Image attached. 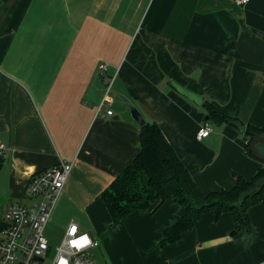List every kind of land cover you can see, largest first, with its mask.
Listing matches in <instances>:
<instances>
[{
  "label": "crops",
  "instance_id": "0c3cea01",
  "mask_svg": "<svg viewBox=\"0 0 264 264\" xmlns=\"http://www.w3.org/2000/svg\"><path fill=\"white\" fill-rule=\"evenodd\" d=\"M110 81L106 116L97 109ZM171 83L244 126L264 125V0H0V207L26 204L30 175L64 161L72 169L46 226L62 239L75 223L105 264H264L262 209L250 231L206 212L166 246L162 231L184 214L175 197L112 222L100 194L139 151L129 105L159 125L203 194L262 166L243 133L206 120ZM206 121L210 134L197 140Z\"/></svg>",
  "mask_w": 264,
  "mask_h": 264
},
{
  "label": "trees",
  "instance_id": "16d2710c",
  "mask_svg": "<svg viewBox=\"0 0 264 264\" xmlns=\"http://www.w3.org/2000/svg\"><path fill=\"white\" fill-rule=\"evenodd\" d=\"M206 120L233 126L236 118L229 117L208 101L202 102ZM257 136H264V125H246L243 133L244 152L257 160L250 143ZM262 145L257 146L261 153ZM258 161V160H257ZM260 162V161H259ZM249 179L234 175L235 184L229 190L203 194L192 176L178 158L173 147L165 139L156 122H144L140 126L139 151L131 163L100 194L112 222L122 221L131 213L146 210L154 204L160 206L175 197L183 206L184 214L172 226L162 231L160 246L177 242L183 233L190 230L194 219L206 212L230 214L237 229L250 231L248 209L264 205V163Z\"/></svg>",
  "mask_w": 264,
  "mask_h": 264
},
{
  "label": "built area",
  "instance_id": "2783aa9c",
  "mask_svg": "<svg viewBox=\"0 0 264 264\" xmlns=\"http://www.w3.org/2000/svg\"><path fill=\"white\" fill-rule=\"evenodd\" d=\"M244 5L248 0H234ZM106 66L99 67L100 74ZM112 81L105 87L104 98L97 113L106 108L104 114L111 116L107 109L111 102L109 93ZM209 122H204L196 133L202 140L210 134ZM3 146L0 144V153ZM72 164L60 161L30 175L26 189V204H10L2 209L0 219V264H94L90 250L98 247V242L88 233L69 223L63 238L54 250L45 237V228L54 207L64 189Z\"/></svg>",
  "mask_w": 264,
  "mask_h": 264
},
{
  "label": "water",
  "instance_id": "95a60500",
  "mask_svg": "<svg viewBox=\"0 0 264 264\" xmlns=\"http://www.w3.org/2000/svg\"><path fill=\"white\" fill-rule=\"evenodd\" d=\"M254 33L258 36H261V33L254 31ZM171 86L182 96L187 98L188 100L192 101L196 105H201L203 102V97L200 95H197L195 93H192L190 91H187L185 89L180 88L178 85L171 83ZM129 113L131 118L138 123V125H143L144 120L142 116L140 115L139 111L134 108L132 105L128 106ZM233 126L240 132L244 133L245 126L242 125L239 121H234ZM262 145L264 147V136H257L254 138V140L250 143V150L253 154V156L260 162L264 163V155L261 154L257 150V146ZM8 170H9V160L7 159L5 165L3 166L2 170L0 171V194L7 192V182H8ZM264 184V179L258 183L257 187L260 189L262 185ZM1 213L2 208L0 207V219H1Z\"/></svg>",
  "mask_w": 264,
  "mask_h": 264
},
{
  "label": "rangeland",
  "instance_id": "374dc122",
  "mask_svg": "<svg viewBox=\"0 0 264 264\" xmlns=\"http://www.w3.org/2000/svg\"><path fill=\"white\" fill-rule=\"evenodd\" d=\"M211 124H212V122H211ZM260 149H261V154L264 155V148H260ZM255 161H257V160H255ZM257 162H259V161H257ZM10 204H21V203H19V201H8V202L1 204L2 209H5V207L7 205H10ZM259 209H262L261 211L264 212V205H261V204L255 205V206H252L248 209V217H249L251 229L256 228L257 222H258V225L261 226V223L257 220V212L259 211ZM62 234L63 233L57 228V226L55 224H50L49 226H46L45 235L49 241V245L51 247V250H54L56 248V246L58 245V243L61 240ZM90 257L93 260L94 264H105L102 256L98 252L94 251L92 254H90Z\"/></svg>",
  "mask_w": 264,
  "mask_h": 264
}]
</instances>
